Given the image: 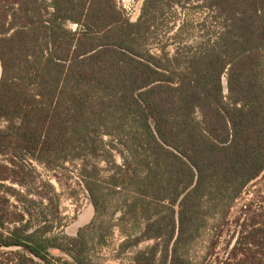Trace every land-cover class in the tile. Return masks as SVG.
<instances>
[{
	"label": "trees",
	"instance_id": "1",
	"mask_svg": "<svg viewBox=\"0 0 264 264\" xmlns=\"http://www.w3.org/2000/svg\"><path fill=\"white\" fill-rule=\"evenodd\" d=\"M200 1L220 31L179 69L142 49L153 25L117 0H0L4 264H103L90 226L61 231L37 172L69 164L97 216L104 185L136 192L144 223L120 246L134 264H264V0Z\"/></svg>",
	"mask_w": 264,
	"mask_h": 264
},
{
	"label": "rangeland",
	"instance_id": "2",
	"mask_svg": "<svg viewBox=\"0 0 264 264\" xmlns=\"http://www.w3.org/2000/svg\"><path fill=\"white\" fill-rule=\"evenodd\" d=\"M145 3L146 0H117L118 6L125 10L132 22L140 21L146 12L144 22L150 21L153 25L152 35L143 41L142 49L172 61L179 69L185 68L192 55L218 36L220 27L214 18L215 14L202 7L205 4L200 0H192L186 8L177 5L168 7L163 0L148 7ZM224 81L226 85V80ZM106 139L109 141V138ZM115 157L121 163L119 155L116 154ZM67 167L68 171L49 173L39 166L37 171L44 179L50 180L61 195V211L65 218V226L61 231L67 236L77 237L82 228L90 226V253L95 259L103 264H134L132 254L121 253L120 246L134 229L135 219L144 223L142 204L132 207L133 201L138 198L136 192L114 193L104 185L102 194L105 196V204L97 216L89 193L79 179V167L76 164H69ZM55 176L59 177L61 184ZM142 202L149 203L150 200L145 197ZM155 206L153 203V208ZM96 217V225H92ZM149 245L152 242L143 243L140 249ZM6 252H0V264L13 257L5 254ZM53 254L55 257L63 256L59 251Z\"/></svg>",
	"mask_w": 264,
	"mask_h": 264
}]
</instances>
